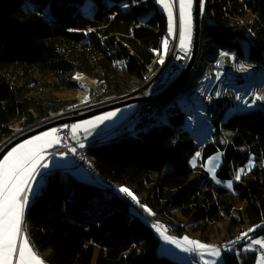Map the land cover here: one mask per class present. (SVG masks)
Segmentation results:
<instances>
[{
    "label": "trees",
    "instance_id": "16d2710c",
    "mask_svg": "<svg viewBox=\"0 0 264 264\" xmlns=\"http://www.w3.org/2000/svg\"><path fill=\"white\" fill-rule=\"evenodd\" d=\"M85 2L94 4L93 13L83 11ZM203 4L196 68L158 106L194 86L196 72L214 63L220 51L264 66V0ZM167 31L155 0H0V146L62 115L70 102L46 90L75 89L76 73L99 82L101 99L145 96L139 90L160 65ZM260 107L213 122L218 135L230 136L223 147L215 141L198 146L181 131V113L170 115V125L87 146L90 173L101 187L50 173L25 213L32 247L46 264H178L157 254L159 239L131 217L124 195L114 192L103 200L105 188L126 187L137 198L129 196L134 204L148 206L150 219L163 223L170 235L182 236L190 227L208 241L207 229L220 224L222 240L237 251L225 253L224 264H254L257 253L242 251L247 244L239 243L241 233L264 222V97ZM218 151L223 164L217 177L231 181V190L191 179L190 159L199 153L204 162ZM250 155L260 158V166L236 180ZM99 199L100 209L93 207ZM255 234L263 235L264 228Z\"/></svg>",
    "mask_w": 264,
    "mask_h": 264
},
{
    "label": "rangeland",
    "instance_id": "374dc122",
    "mask_svg": "<svg viewBox=\"0 0 264 264\" xmlns=\"http://www.w3.org/2000/svg\"><path fill=\"white\" fill-rule=\"evenodd\" d=\"M155 1H156V4H157L159 10L164 12L165 15L168 17V13L164 10L163 6L161 4H159L157 2V0H155ZM172 4H173V16H174V18H176L178 20V14H179L178 0H172ZM83 7H84L83 11L87 14H91L95 11V6L92 2H85ZM192 15H193V3H192ZM175 32H178V31L174 30L173 35H168L164 39V41L167 40L169 43V39L174 38L172 40L173 42L171 41L172 43L169 45L167 55L169 53L171 46L174 43L178 44V42H179V34L175 33ZM192 34H193V28H192ZM247 36L249 37L250 35H247ZM175 39H177L178 42H176ZM164 41H163L162 49H161L162 52L160 54L158 53V55H157L158 56V62H160V64L162 63L161 60L164 61V59L167 57L165 50H164V46H163ZM190 50H191V47H190ZM225 52H228V51H225ZM243 52H244L243 54L246 56L247 45H245V44L243 45ZM218 56H217V58H218ZM239 61H240V63H243V62L254 63V62L249 61L247 58H244V59L239 58ZM254 64H256V63H254ZM258 66H261V65H258ZM209 67H210L209 63L204 64L202 66V68L200 69V71L196 72V74H195L196 79L194 81L201 80L204 77H206L205 71H206V68L209 69ZM261 67H264V66H261ZM74 79H75V82L77 85V87L75 89L65 90V89H53L52 88V89L46 90V95H48L49 97L70 102V104L66 107V110L63 111L62 113H66V112H69V111L74 110V109H77V112H85V111L89 110L90 108L99 107V106L101 107V106H104V105L109 104V103L118 102V101L111 102V101H108V99H101L100 95L102 94V92L99 89L100 84L94 78H91L90 76L82 74V73H76L74 76ZM80 80H94L96 83L95 90L91 91L88 94L89 98L87 100H84V101L80 100V98H79V90H80V86H81ZM256 91H258V93L260 94L259 96L262 97V99H259V100L256 99V101L260 107L261 100L263 101V97H264V83L259 84ZM218 92H219V90H218V85H217L214 89V93L218 94ZM242 95H243V97L241 96L242 99L246 98V96H247L244 93H242ZM222 97L225 98V101H227L226 99H228V98L226 97V95L222 96ZM128 98H131V97H127L124 99H128ZM124 99H122V100H124ZM232 101H234V100H232ZM221 102H223V99L221 100ZM177 105L178 104L175 103V106L168 110V113H167V115L165 117V121H164L165 124L170 121V119H169L170 115H172V114L181 115L182 114V113L180 114V110H179ZM219 106H220L219 103H216V109H218ZM136 107H137V105L126 106V107H122V108H119V109H116L113 111H109V112L88 118V119H84V120L72 123L69 126L70 127V134L74 137H77V136L81 137L83 142L78 144L79 146L81 144L85 145V143H87L86 142L87 140H89V141L99 140V142L106 143V142L110 141L111 139H114V137H115L114 133L112 132L113 129L112 130H109V129L112 127H115V126L117 127L119 122L122 119H124L125 116H127V114H128V116L130 114H132L133 110ZM225 109H222L221 112H223ZM112 112H115L116 114L114 116H112L111 119L103 120V122H100L97 120L98 117H104L106 114L112 113ZM224 116H225V118L227 116H229L228 112ZM182 117L184 120L187 117V115L182 114ZM172 120L175 121L174 119H172ZM172 120H171V122H172ZM85 122H91V123H85ZM158 123H160V122H158ZM73 125H79V127L73 129V127H72ZM53 129L56 130V132L54 134L56 137L58 127L46 130L44 132H41L40 134H38V136H42L43 133H45V132H51ZM22 132H20V134ZM35 136H37V135H35ZM35 136H33V137H35ZM33 137H31V138H33ZM211 137H212V139H210L208 142L215 141V142L219 143L222 147L226 145L228 140H230V136L226 132L224 133L223 136L217 134V130L215 129V126L213 125V121H212ZM31 138H29V139H31ZM208 142L202 144V146H200V144H198V143H197V145L200 147H204V146H206V144H208ZM55 146L58 148L51 150L50 154L54 158L53 160H58L62 163V165H64L65 168L61 170L62 173H66V174L72 176L73 178H75L76 180L82 181L84 183H88V184H92V185L101 187L99 180L96 177H94L91 173H89L85 168H83L82 166H75L74 167V166L69 165L68 154L64 150L65 147L63 145V142H61L60 139H58V144L57 145L55 144ZM68 152L73 153V151H69V149H68ZM250 163H251V167H248V165ZM222 164H223V156H222L221 152H219V151L212 154L204 162H202L200 154H199V156L195 155L194 157H192L190 159V162H189L190 168L192 169L191 179L193 181H199V180L207 181L210 184H212L213 186L224 187L226 189L231 190L232 186H231V188H229L227 186L229 181H221L217 177V172L219 171ZM260 164H261V160L259 157L255 156V155H250L246 165L244 166V168H241V169H244V172L241 173V177L243 175H249L250 171L257 166H260ZM213 168H215L214 174L212 172ZM167 169H168V167H167ZM241 169H239V171ZM114 192L119 193L120 195L121 194L124 195L123 197L125 199H127L128 201H130V204H132V206L130 207V215L132 218H139L140 220H142L144 223H146L148 226H150L153 229L155 235L157 236V238L160 241L159 247L157 249V254L159 256L167 257V258L177 262L178 264H205V262H208V264H224L225 253H237V251L235 250V244L232 245V244H229L228 242H224L222 240L223 237L225 238V236H224L225 228L223 226H221L220 224L216 225L217 227L214 226V227H209L207 229L206 235H207L208 241H205L203 238H201L200 233L190 231V227L187 229V232L184 233L182 236H179V237L173 236V235H170L166 231V228L164 227L163 223L155 222V221H152L150 219L152 212L148 206L142 205L138 202L134 204L133 200L130 199V197L126 193L121 192L119 189H114V188L111 189V187L105 188L103 200L104 199L109 200L110 196L113 195ZM100 200H102V199L95 200L93 202V207H96L99 209L102 208L103 203ZM91 202L92 201H90V203ZM145 208L149 209L151 214H149V212L145 211ZM174 212H176V211H174ZM257 226H261V227H257ZM157 227L160 229V231H157ZM263 228H264V222L259 223L256 226H253V228H251V229H253L254 231H252V232H249V229H247L243 233H247L248 235L244 238H241L243 242L239 243V244H241V243L247 244L246 245L247 248H245V247L241 248L242 251L247 252V253H255V252L257 253V255L255 256L254 264H258V262L261 260V258L263 256L260 252L256 251V247H260V245L254 244V243H252V241L257 240V239L262 240L263 235H256L255 233L257 231L263 229ZM161 232L164 233L163 236L161 235ZM240 235H238L234 240H240V239H238L240 237ZM165 236L179 242L181 244V247H177L175 243H170L169 240H166L164 238ZM185 237H187L189 240L198 241L202 244H206V245H210V246L219 248L220 249V256L214 257V256L210 255L209 250L197 249L195 251H188V252L183 251L184 247H190V248L194 247L191 245H187L184 242ZM262 249L264 251V248H262Z\"/></svg>",
    "mask_w": 264,
    "mask_h": 264
},
{
    "label": "snow or ice",
    "instance_id": "6c2138e0",
    "mask_svg": "<svg viewBox=\"0 0 264 264\" xmlns=\"http://www.w3.org/2000/svg\"><path fill=\"white\" fill-rule=\"evenodd\" d=\"M157 2L168 13L169 35H173L174 30L178 31L180 46L186 49L191 43L193 0H178V20L173 16L172 0H157ZM123 6L127 7L128 5ZM203 8L204 4L201 0L200 10L203 11ZM163 46L166 53L168 49L167 40L164 41ZM221 55L228 54L222 52ZM237 99L239 100L241 97L238 96ZM256 99L259 100L262 97H256ZM115 114V112L108 113L104 117H98L97 120L103 122V120L111 119ZM72 127L75 129L79 125H73ZM55 132L56 130L53 129L51 132L43 133L42 136H35L26 140L12 148L3 159H0V264H44L40 256L30 247L28 240L25 238L21 242L19 237L23 230L24 211L29 200L27 193L31 189V181L35 179V175L40 168L48 167L46 163H42L45 159L44 150L46 147L58 142V138L54 135ZM80 146L83 147L82 144ZM196 155L199 156V153ZM248 167H251V163ZM212 172L215 173V168L212 169ZM242 172H244V169L236 173V180L241 178ZM227 186L231 188L232 182L229 181ZM119 190L126 193L133 200H137L128 188L121 187ZM145 211L151 214L149 209L145 208ZM157 231H160L158 227ZM252 231L254 230L249 229V232ZM161 235L163 236L164 233L161 232ZM247 235V233H242L241 238ZM164 238L169 240L170 243H175L177 247H181L179 242L167 236ZM184 242L194 247H184L183 251L209 250L210 255L220 256L219 248L189 240L187 237L184 238ZM252 243L264 248V240H253ZM205 264H208V262H205ZM258 264H264V257L261 258Z\"/></svg>",
    "mask_w": 264,
    "mask_h": 264
},
{
    "label": "bare ground",
    "instance_id": "6f19581e",
    "mask_svg": "<svg viewBox=\"0 0 264 264\" xmlns=\"http://www.w3.org/2000/svg\"><path fill=\"white\" fill-rule=\"evenodd\" d=\"M175 45L176 43L171 46L165 60L159 65L157 71H155L147 79L146 83L139 91L147 89L150 85H152V82L156 80L159 70L164 69L169 57H171L173 46ZM229 66H232V68L230 69ZM207 70V73L205 72L207 79L205 82H203L204 78L200 80V84H202L201 86L196 87V83L186 92L174 96L162 106H158L159 101H151V103H149L145 109L137 113L127 125L122 126L120 132L114 133V140L127 137L136 130H145L148 125L155 122H160V124L163 123L165 121L166 114L163 115L161 109L170 103H177L181 105L185 111H189L187 119L184 121V125L181 128L190 132L198 144H204L208 138L206 135H208V132L210 134L212 132V121L214 122L215 119H219L220 122H223L227 117L237 115L236 113L248 112L250 109L254 110L257 108V105L259 107L257 101H255L256 97H259L260 95L258 91H256L259 86L257 85V75L262 74L263 69L257 66V64L254 65L248 62L240 63L231 55H223L221 61L212 65ZM224 73L232 75L234 78L230 76L221 77ZM238 79L241 80L239 81ZM242 81L244 85L241 84ZM80 83L79 98L84 101L89 98L88 94L95 90L96 83L94 80H80ZM217 85L219 90L218 94L214 93V89ZM228 85H230V88H228ZM199 88L200 91L194 96H191V99L179 98L181 95L188 94V92L192 89ZM242 93L247 95L246 98H244L243 101H240L237 105H234V101H232L234 100L233 95L243 96ZM225 95L228 98L226 99L227 101H225V98L222 97ZM122 99L124 98H112L108 101L115 102ZM222 99L223 102H221ZM216 103H219L220 105L218 109H216ZM222 109L225 110L221 112ZM74 111H77V109L66 113L69 114ZM227 112L229 116L225 118L224 115ZM130 116H127L128 118L124 122L130 120ZM94 142H97V140L90 142L87 146L92 145ZM82 160L87 161V167L91 170L90 163L86 158V148L82 149ZM70 166L73 165L70 164ZM45 181H48V177H45Z\"/></svg>",
    "mask_w": 264,
    "mask_h": 264
},
{
    "label": "water",
    "instance_id": "95a60500",
    "mask_svg": "<svg viewBox=\"0 0 264 264\" xmlns=\"http://www.w3.org/2000/svg\"><path fill=\"white\" fill-rule=\"evenodd\" d=\"M200 3L201 0H193V36H192V47L189 53V57H188V61L185 64V67L183 68L181 74L178 76V78L172 83L170 84L163 92H161L160 94L156 95V96H135L132 98H128V99H124V100H120L118 102L115 103H109L106 104L104 106H99V107H94V108H90L89 110L85 111V112H73V113H69L67 115H60V116H56L53 117L47 121L42 122L41 124L35 126L34 128L29 129L28 131L24 132V133H19L17 134L14 138L6 141L5 143H3L0 146V159H2L4 157V155L9 152L14 146L18 145L19 143L23 142L26 139H29L41 132H44L46 130L52 129V128H56V127H61V126H66V125H70L72 123H75L77 121H81L84 119H88L109 111H113L122 107H126V106H130V105H141L143 103H147V102H156V101H161L162 99L168 97L171 95L172 92H174L177 88L181 87L182 85H184L185 83H187V81L191 78V75L193 74L195 68H196V62L199 56V41H200V24H201V10H200ZM228 55H231L235 58L236 61H239V58L237 57V55L233 52H225ZM222 51L219 53V56L217 58V60L214 63L210 64V67L212 65H215L216 63H218L219 61H221V58L223 57L221 55ZM254 64V63H251ZM256 65V64H254ZM258 66V65H257ZM260 68L263 69V73L257 75L258 78V84L264 83V67L259 66ZM229 68L231 69L232 66H229ZM208 69V68H207ZM206 69V73L207 70ZM233 77L232 75H227V74H223L221 77ZM237 77V76H236ZM239 81L241 79H238ZM206 81V79H205ZM200 80L197 82L196 87L201 86L202 84H200ZM240 84V83H239ZM242 85H244L243 81L241 82ZM240 84V86H241ZM228 88H230V85H228ZM241 89V87H240ZM187 96V95H186ZM260 97V96H259ZM256 101V100H255ZM177 104V103H176ZM175 106V103H170L168 105H166L165 107H163L162 113L163 115H167L168 110L170 108H173ZM180 113L187 115L189 114V111H185V109H183L181 107V105H177ZM260 107H258L256 109H250L248 112H240V113H236L237 115H245V114H249L250 112H254L256 110H259ZM187 117L184 119V121H186ZM167 124V123H166ZM160 125V123H153L147 126V128L145 130H151L154 127ZM184 125L183 124L180 126L181 131H185L183 130L181 127ZM190 137L193 139V141L197 144L195 138L193 137V135L190 132H187ZM207 141L208 142L210 139H212L211 134L208 132V135H206ZM200 146H202V144H200Z\"/></svg>",
    "mask_w": 264,
    "mask_h": 264
},
{
    "label": "built area",
    "instance_id": "2783aa9c",
    "mask_svg": "<svg viewBox=\"0 0 264 264\" xmlns=\"http://www.w3.org/2000/svg\"><path fill=\"white\" fill-rule=\"evenodd\" d=\"M188 57H189V53L186 50L180 48L178 46V44L176 43V45L173 46V51H172L171 57H169L167 64L164 66V69L159 70V74H157L156 80L152 82V85H150L147 89H145V91H146L145 96H150V97L156 96V95L160 94L161 92H163L170 84H172L178 78L181 71L185 67L186 62L188 61ZM205 79H207V77H204L203 82H205ZM141 91H144V90H141ZM199 91H200V88L199 89H192L190 92H188V94L181 95L179 98L191 99V96H194ZM233 96H234V105H237L240 101H243V99H242L243 96L242 97L239 96V97H241V99H239V100L237 99L238 96H235V95H233ZM149 103H151V101L139 105L136 108V110L134 111V113L132 114V116L130 117V120H128V121L120 124L119 126L115 127L112 130V132L113 133L120 132L121 127L127 125L133 119V117L137 113H139L141 110L145 109ZM74 112H76V111H74ZM63 115H67V113H63ZM57 136L60 138H64L63 145L65 147L64 150H66L67 144L65 142V138H67V136H68V129L64 128V126L59 127L57 130ZM93 141H96V140H93ZM90 142H92V141H90ZM90 142H88V144ZM69 163L71 165H73L74 167L75 166H82L89 173L91 172V170H89L87 167V161L82 160V149L79 150L78 152L74 153V154L69 155ZM262 240H264V234H263ZM256 251L260 252L262 254V256L264 257V251L261 247H256Z\"/></svg>",
    "mask_w": 264,
    "mask_h": 264
},
{
    "label": "crops",
    "instance_id": "0c3cea01",
    "mask_svg": "<svg viewBox=\"0 0 264 264\" xmlns=\"http://www.w3.org/2000/svg\"><path fill=\"white\" fill-rule=\"evenodd\" d=\"M156 2V1H155ZM166 18H167V20H168V17L166 16ZM168 22V21H167ZM192 28H193V15H192ZM168 34L167 35H169V23H168ZM175 33H178V32H175ZM192 36H193V34H192ZM192 36H191V43H190V45L186 48V49H184V48H182V49H184V50H186V51H188L189 49H190V47H192ZM174 39V38H173ZM173 39H169V43H168V48H169V45L173 42L172 40ZM172 41V42H171ZM175 41L176 42H178L177 41V39H175ZM178 46L181 48V46H180V39H179V42H178ZM167 51H168V49H167ZM162 51H160V53H161ZM159 53V54H160ZM166 55H167V52H166ZM165 60V59H164ZM138 107V106H137ZM136 107V108H137ZM136 108L133 110V112H132V114L134 113V111L136 110ZM132 114H130L131 116H132ZM129 115V116H130ZM127 116H128V114H127ZM127 116H125V118L127 119L128 117ZM124 118V119H125ZM124 119H122L120 122H119V124L118 125H120L121 123H123L125 120ZM163 123H165V122H163ZM117 125V126H118ZM167 125H170V123L169 122H167ZM116 127V126H115ZM115 127H112V128H110L109 130H112V129H114ZM64 128H67L68 129V136H67V138H65V142H66V144H67V149L65 150L66 152H67V154H68V157H69V155L70 154H74V153H76V152H78L79 150H81V149H84V148H86V146H87V144H88V142H90L89 140H87L86 142L87 143H85V145H83V147H81V146H79L78 144H80V143H82L83 142V140L81 139V137L80 136H77V137H74V136H72L71 134H70V127H64ZM24 132H26V131H23L22 133H24ZM107 132V131H106ZM40 134V133H39ZM37 136H38V134H37ZM56 138H58V139H60L61 140V142H63L64 141V138H60V137H58V136H56ZM32 139V138H31ZM26 140H29V139H26ZM26 140H24V141H26ZM23 141V142H24ZM93 141V140H92ZM23 142H21V143H23ZM21 143H19V144H21ZM18 144V145H19ZM55 144L57 145L58 144V142H56V143H53L50 147H46L45 148V150H44V157H45V159L42 161V163H46L47 165H48V167L47 168H40L39 169V171L36 173V175H35V179L34 180H32L31 181V189H30V191L27 193L28 194V196H29V200H28V203H27V205L25 206V211H24V224H23V230H22V234H21V236L19 237V240L22 242L23 241V239H27L28 240V242H29V245H30V247L38 254V252L32 247V244H31V242H30V239H29V227L27 226V224L25 223V213H26V210H27V207H28V205L32 202V200L37 196V195H39L40 193H41V191L45 188V185H46V181H45V177H49V175H50V173H52L53 171H60V172H62L61 170L62 169H64L65 167H64V165H62V163L60 162V161H58V160H53L54 158L51 156V154H50V152H51V150H53V149H56V148H58V147H56L55 146ZM17 146V145H16ZM16 146H14V147H16ZM54 146V147H53ZM13 147V148H14ZM68 149H69V151H73V149H75V151H73V153H69L68 152ZM11 151V150H10ZM8 153V152H7ZM7 153L5 154V155H7ZM4 155V156H5ZM3 159V158H2ZM69 165H70V163H69ZM39 256H40V258L43 260V258H42V256L40 255V254H38ZM44 261V260H43ZM44 264H46L45 262H44Z\"/></svg>",
    "mask_w": 264,
    "mask_h": 264
}]
</instances>
